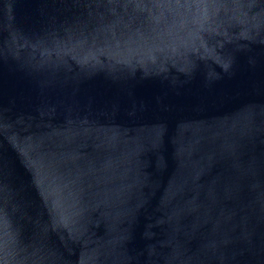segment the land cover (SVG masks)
Wrapping results in <instances>:
<instances>
[{"label": "water", "instance_id": "95a60500", "mask_svg": "<svg viewBox=\"0 0 264 264\" xmlns=\"http://www.w3.org/2000/svg\"><path fill=\"white\" fill-rule=\"evenodd\" d=\"M0 264H264V0H0Z\"/></svg>", "mask_w": 264, "mask_h": 264}]
</instances>
